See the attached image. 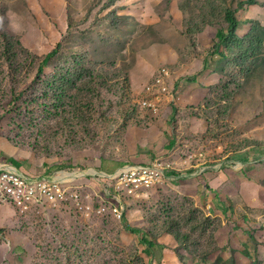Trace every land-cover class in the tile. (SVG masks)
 <instances>
[{
    "label": "rangeland",
    "instance_id": "obj_1",
    "mask_svg": "<svg viewBox=\"0 0 264 264\" xmlns=\"http://www.w3.org/2000/svg\"><path fill=\"white\" fill-rule=\"evenodd\" d=\"M247 1L0 0V166L77 170L82 199L0 207V264H264V0ZM227 10L235 37L216 39ZM123 165L151 178L105 177Z\"/></svg>",
    "mask_w": 264,
    "mask_h": 264
},
{
    "label": "built area",
    "instance_id": "obj_2",
    "mask_svg": "<svg viewBox=\"0 0 264 264\" xmlns=\"http://www.w3.org/2000/svg\"><path fill=\"white\" fill-rule=\"evenodd\" d=\"M151 168L143 165H123L114 175L105 177L123 182L146 183ZM77 170H58L53 173L34 174L14 166H0V207H10L20 215H27L38 207L52 208L70 202L82 208Z\"/></svg>",
    "mask_w": 264,
    "mask_h": 264
},
{
    "label": "trees",
    "instance_id": "obj_3",
    "mask_svg": "<svg viewBox=\"0 0 264 264\" xmlns=\"http://www.w3.org/2000/svg\"><path fill=\"white\" fill-rule=\"evenodd\" d=\"M254 0H248L247 4H254ZM224 20L227 24V28H226V32L225 34L221 31L218 30L216 32V39H223L225 36L228 38H232L235 37V32L238 29V25H239V21L237 20L234 12L227 10L225 11L224 14ZM3 37V36H2ZM3 42H5L8 45V48L10 49H16L18 50V48H20V51L24 54L27 53L26 50H24L21 47V44L17 41V43L12 42V40L8 39L7 37H3ZM1 39V38H0ZM247 42L249 43L248 46L245 48V53H248V51L253 47L254 45V41L252 39H248ZM62 45L58 44L50 53H48L46 56H44L43 58H40L37 55L32 56L33 59V64L36 63L37 61L39 62V70H38V76H42L44 73V70L46 68H48L49 64L51 63V61L57 57L60 53V49H61ZM28 54V53H27ZM31 55V54H30ZM28 56V55H27ZM15 166H17L18 168H21L22 165L21 163L17 162L16 160H13L12 162ZM30 172V171H28ZM30 173H34V174H38L37 172H30ZM46 172H43V174ZM40 174V173H39ZM42 174V173H41ZM176 171H167L166 175H176ZM126 229L134 234L140 233V231L136 228H132L129 226H126ZM141 241L143 244L146 245L148 250H145V254L149 255L150 254V250L156 245V243H154L152 240H149L147 237H143L141 238ZM135 260L137 261L138 264H143V260H141V258H137L135 257Z\"/></svg>",
    "mask_w": 264,
    "mask_h": 264
}]
</instances>
